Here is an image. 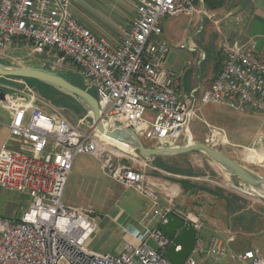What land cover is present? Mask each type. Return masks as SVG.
Here are the masks:
<instances>
[{
	"label": "built area",
	"instance_id": "built-area-1",
	"mask_svg": "<svg viewBox=\"0 0 264 264\" xmlns=\"http://www.w3.org/2000/svg\"><path fill=\"white\" fill-rule=\"evenodd\" d=\"M136 8L133 24L112 44L75 16L72 0H0V51L5 53L21 39L37 53L56 52L58 64L71 62L85 88L95 91L104 115L132 128L144 142H154V147L178 146L205 104L264 113V55L255 40H222L221 69L198 105V88L187 90L165 67L171 47L161 37L165 18L195 12V0H137ZM179 47L197 49L193 42ZM39 101L23 93L2 99L12 120L10 139L0 150V187L27 194L30 200L21 218L0 212V264H173L166 256L173 239L159 228L170 213L197 230L195 248L183 264H199L204 252L213 262L225 256L264 264L259 248L231 253L218 237L206 251L200 236L204 222L195 212L177 207L164 209L158 226L133 230L138 245L118 253L94 252L89 241L100 230L96 209L63 200L76 156L99 157L107 175L155 204L157 189L164 186L146 174L142 167L148 163L141 154L134 152L131 164L97 128L83 132L59 109L47 111ZM221 134L214 129L212 140Z\"/></svg>",
	"mask_w": 264,
	"mask_h": 264
},
{
	"label": "rangeland",
	"instance_id": "rangeland-1",
	"mask_svg": "<svg viewBox=\"0 0 264 264\" xmlns=\"http://www.w3.org/2000/svg\"><path fill=\"white\" fill-rule=\"evenodd\" d=\"M210 1L213 0H196V12L168 16L163 23L164 30L161 37L171 47L164 65L173 70L184 87L189 90L198 87L199 82L205 85L213 81L222 66L220 44L224 38H230L220 33L208 14L210 13L209 9L213 10V8L218 7L223 0H215L214 4L216 5ZM231 1L235 0L226 1L225 3ZM136 4L137 0H72L75 16L96 34L105 37L112 44H118L123 31L133 24L137 12ZM197 29H201V32ZM191 39L198 43L195 51L191 52L188 49L179 47L183 43L189 46ZM59 57L60 55L56 52L37 53L34 51L33 46H25L24 42L19 39L11 44L5 53L0 51V64L6 67H34L50 70L83 85L80 77L76 74L77 69L74 65L68 61L62 65L58 64ZM28 87L32 91H29ZM92 91L96 94L94 90ZM17 93H23L25 97L34 94L40 100L39 104L44 107L43 109L47 111L59 109L63 116L83 132L95 129L92 114H90L86 103L79 98L71 94V96L66 95L67 92L59 88H51L30 81L25 84L21 78L0 76V98ZM197 98V104L201 105V96L197 95ZM45 104L48 106L46 107ZM224 105L221 103L203 105L198 116L186 131L185 136L176 145L181 147L196 142L210 144V146L221 150L249 170L264 177V164L250 162L245 157L248 149L264 151V135L261 131V125L256 127L255 138L252 137L251 140H246L249 122L225 115L219 107ZM257 117L260 122L264 120V114H257ZM6 118H8V113L0 105V144L8 136L7 128L3 125ZM214 129L222 132L218 140L216 138L212 140ZM101 135L115 144L114 149L124 154V160H128L135 165L132 160L134 152L140 153L133 148L129 141L114 139L105 134ZM145 143L150 147L156 145L148 140ZM145 161L148 165L142 168L149 177H162L171 181L188 182V186L191 187L189 193H196L205 197L209 195L207 198L215 197L219 199V202L221 199H226L229 206L234 208L251 204V212H264V195L258 193L252 186L217 163L204 151L196 150L184 154L164 155L159 158L150 157L145 158ZM74 163V169L77 168L78 164H87L93 169L92 175H90L91 178L88 177L90 180H86L85 184H81V188L79 186L75 187L73 193L75 202L80 206L96 209L95 219L97 221L107 214L111 208L115 207L118 204L116 202L124 205V199L128 196H136L138 193L142 195L135 188L125 186L109 178V175L107 176L102 168L100 158L97 156L80 154L76 156ZM137 168H141V166ZM73 180L74 173L71 182ZM69 194L72 199L71 192ZM196 194L194 196H197ZM66 199H68V196ZM29 200L27 194L9 191L0 187V212L6 216L21 218L28 208ZM151 202L152 200H150ZM224 229L225 232H215L210 235L208 229L204 226L200 235H202V240L203 238L208 240L207 243L205 240L201 243L206 251L209 249L214 237H218L223 247L230 250L231 253L247 250L246 248L235 250L229 245L231 238H233L232 240L235 239V229L237 230L235 242L237 237L239 238V236L245 234L246 236L243 237L245 245L250 247L258 245L255 248H259L264 253V226H247V228L246 226H224ZM245 230L246 233H244ZM123 238L124 235L121 233V229L113 226H101V231L93 238L90 248L96 253H104L106 250L111 252L119 243L118 241L123 240ZM151 244L155 245L153 241H151ZM199 260V264H244L234 261L230 257L226 259L225 256L221 257L219 261L213 262L208 259L205 252L199 257ZM245 264H249V262Z\"/></svg>",
	"mask_w": 264,
	"mask_h": 264
},
{
	"label": "crops",
	"instance_id": "crops-1",
	"mask_svg": "<svg viewBox=\"0 0 264 264\" xmlns=\"http://www.w3.org/2000/svg\"><path fill=\"white\" fill-rule=\"evenodd\" d=\"M214 1L215 0L210 2L214 4ZM226 1L223 0L221 3H219L221 6L217 5L218 7L213 8V10L209 9L210 13L206 12L209 14V18H211L210 20L216 24L215 26L221 34L228 36L231 39L242 42H245L249 39L255 40L257 43L258 52L261 55H264V0H235L236 2L233 1L234 4L232 1L225 3ZM197 31L201 32V29H197ZM191 42H193L194 45L198 44L192 39ZM211 83L202 85V83L199 82L198 87H195L198 88L197 95L202 97L203 93L209 89ZM180 84H182L181 80ZM2 99L3 98L1 97L0 105L4 107L8 113V118H6V121L3 122V125L7 128L8 136L6 139H3L2 143L0 144V150L10 139L11 131L9 125L12 120V114L10 113L8 107L2 102ZM219 107L225 115L233 117V119H243L249 122L246 140H251L252 137L253 139L255 138L256 127L260 125L262 128L261 131L264 135V120L260 122L259 118L257 117V114L264 113L256 111L255 109H249L246 112L241 113L226 105ZM12 143L13 142H11V144ZM92 171V167L87 164H78L76 169L72 168V172L63 196V200L66 204L80 206V204L75 202L73 192L75 191V187L79 186L81 188V184H85L87 182L86 180H90ZM73 173L74 180L71 182ZM89 176L90 178H88ZM108 177L121 183L111 176ZM152 179L157 180L158 183H161L164 186L163 188L160 187L157 189L158 201L156 204L152 202L151 204L147 197H144V195H139L137 192L138 194L136 196H128L126 199H124V205H122V203L120 204L119 202H116L118 204L115 207L111 208V210L102 216L99 221L96 220L100 225L99 232L101 231V226H113L114 228L121 229V233L124 235L123 240H119V243H117V246H115L111 252L118 253L124 250L127 246L138 245L139 241L132 234L133 230L142 229L145 227L153 228L158 226L161 220V213L164 209L169 207H179L185 212L192 211L198 214L204 222V226L208 229L210 235H213L215 232H225L224 226H246V228L247 226H264V212H251V204H245L235 208L230 207L229 202H226V199H221L219 202V199L215 197L207 198L209 195L205 197L200 194L189 193L190 189H186L184 187L182 183L183 181H171L168 178L164 179L162 177H153ZM70 192L72 199L69 197ZM195 194L197 196H194ZM67 196L68 199H66ZM120 200L121 198L119 201ZM234 231L235 239L232 240L233 238H231V242H229V245L232 246L233 249L243 250L246 248L248 250L258 246L255 245L254 247H250L249 245H245L243 242V237L246 236L245 234L239 236V238L237 237V241L240 242H235V234H237V230L234 229ZM99 232H97L90 239L89 247L91 246L93 238ZM244 233H246V230ZM200 236L202 237V235ZM203 240H205V238H203ZM205 241L206 243L208 242V240ZM108 251L110 250H106L105 252ZM225 258L228 259L229 257Z\"/></svg>",
	"mask_w": 264,
	"mask_h": 264
},
{
	"label": "water",
	"instance_id": "water-1",
	"mask_svg": "<svg viewBox=\"0 0 264 264\" xmlns=\"http://www.w3.org/2000/svg\"><path fill=\"white\" fill-rule=\"evenodd\" d=\"M0 76L15 77L21 79H35L55 86L81 101L86 103L90 114L94 118V127L99 132L110 136L114 139L129 141L133 148L145 157L164 156L172 154H184L196 150L206 152L217 163L227 168L234 175L238 176L245 183L252 186L255 190L264 186V177L249 170L242 164L233 160L221 150L214 148L204 142L190 143L186 146L176 147H150L136 134V132L109 116L101 112L100 104L97 97L86 88L73 83L68 78L54 73L50 70L34 68V67H6L0 64ZM112 126L117 129L112 130ZM111 128V129H110ZM159 228L166 235L173 239L172 244L166 251L167 258L173 264H183L186 258L192 253L197 242V230L189 223L176 216L173 213L168 215V222L161 223ZM181 245L182 249L177 250V246Z\"/></svg>",
	"mask_w": 264,
	"mask_h": 264
},
{
	"label": "bare ground",
	"instance_id": "bare-ground-1",
	"mask_svg": "<svg viewBox=\"0 0 264 264\" xmlns=\"http://www.w3.org/2000/svg\"><path fill=\"white\" fill-rule=\"evenodd\" d=\"M111 128L112 130L115 131L114 126H112ZM245 157L250 162L264 164V151H257L256 149H248L246 151ZM256 191L264 195V186L256 189Z\"/></svg>",
	"mask_w": 264,
	"mask_h": 264
},
{
	"label": "trees",
	"instance_id": "trees-1",
	"mask_svg": "<svg viewBox=\"0 0 264 264\" xmlns=\"http://www.w3.org/2000/svg\"><path fill=\"white\" fill-rule=\"evenodd\" d=\"M11 78H13V77H11ZM15 78V77H14ZM25 80H27V81H30V82H34V83H38V84H42V85H45V86H47V87H51V88H56L55 86H53V85H51V84H48V83H45V82H42V81H39V80H35V79H25ZM70 80V79H69ZM73 83H75V84H77V85H79V86H82V87H84L82 84H80V83H77V82H74V81H72ZM85 88V87H84ZM56 89H58V88H56ZM87 90H89L90 92H92L93 94H94V92L92 91V90H90V89H87ZM47 92V91H46ZM66 95H70V94H68V93H65ZM95 95V94H94ZM71 96V95H70ZM155 158H159L160 156H154ZM183 183V185H184V187L186 188V189H189L188 187V182H182Z\"/></svg>",
	"mask_w": 264,
	"mask_h": 264
}]
</instances>
